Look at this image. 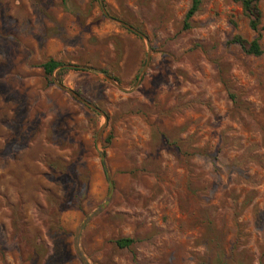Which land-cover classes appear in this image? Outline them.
I'll return each mask as SVG.
<instances>
[{
	"label": "rangeland",
	"instance_id": "rangeland-1",
	"mask_svg": "<svg viewBox=\"0 0 264 264\" xmlns=\"http://www.w3.org/2000/svg\"><path fill=\"white\" fill-rule=\"evenodd\" d=\"M191 2L0 0V264H84L100 150L90 264H264V0Z\"/></svg>",
	"mask_w": 264,
	"mask_h": 264
},
{
	"label": "trees",
	"instance_id": "trees-1",
	"mask_svg": "<svg viewBox=\"0 0 264 264\" xmlns=\"http://www.w3.org/2000/svg\"><path fill=\"white\" fill-rule=\"evenodd\" d=\"M240 1L243 7L244 13L247 15L249 19V25L252 30L257 31L262 22V11L260 8V2L262 0H235ZM201 0H192L191 6L188 9L184 22L183 29H189L191 27V19L197 13L200 8ZM234 41L237 42L243 51L249 55L260 56L264 53V47L261 45L258 38L253 40H247L243 38L241 35H237L234 38ZM61 66V63L54 60L49 59L47 62L43 64L44 71L47 75H52L54 70ZM65 68L60 69L59 71H65ZM134 239L130 237L119 238L116 240V244L119 247H129L133 244Z\"/></svg>",
	"mask_w": 264,
	"mask_h": 264
},
{
	"label": "water",
	"instance_id": "water-1",
	"mask_svg": "<svg viewBox=\"0 0 264 264\" xmlns=\"http://www.w3.org/2000/svg\"><path fill=\"white\" fill-rule=\"evenodd\" d=\"M106 13V12H105ZM107 14V13H106ZM107 16H109L107 14ZM111 19L119 22L120 24H122L123 26H126L127 28L131 29L132 31H134L135 33L139 34L140 36H143L142 33H140L139 31H137L135 28H133L132 26H130L129 24L125 23V22H121L111 16H109ZM144 37V36H143ZM144 71V70H143ZM115 86H117L120 90L125 91L126 89L123 88L120 84H118L113 78L106 76ZM140 81V78H139ZM61 88H63L64 90H66V92H68L69 94L73 95L75 98H77L78 100H80L82 103L86 104L87 106H89L90 108H92L93 110L97 111L98 113H100L101 115L104 116L105 118V123H107L108 121V116L106 115V113L101 110L99 107H97L96 105L88 102L87 100H85L84 98H82L76 91L72 90V89H68L66 87H64L61 83H57ZM106 124H104L102 126V128L100 129L99 133H98V137H97V142L100 140L103 131L105 129ZM100 156H101V160L104 164V168L106 171V175H107V180H108V184H109V194L107 196V198L105 199L104 203H102L94 212H92L91 214H89L87 216V218L84 220V222L81 224V226L78 228L77 234H76V241H75V248L76 251L79 255V257L81 258V260L84 262V264H90L87 256L85 255V253L81 250L80 248V238H81V233L83 231V229L85 228L86 224H88L96 215H98L100 212H102L105 207L109 204L110 200H111V196L113 194L114 191V181L110 175V172L107 168V163H106V156L104 154L103 151L100 150Z\"/></svg>",
	"mask_w": 264,
	"mask_h": 264
}]
</instances>
